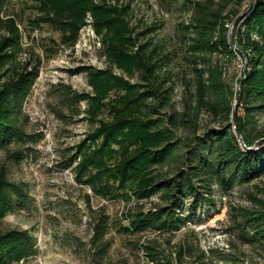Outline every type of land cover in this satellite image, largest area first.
Segmentation results:
<instances>
[{
  "label": "trees",
  "instance_id": "trees-1",
  "mask_svg": "<svg viewBox=\"0 0 264 264\" xmlns=\"http://www.w3.org/2000/svg\"><path fill=\"white\" fill-rule=\"evenodd\" d=\"M29 1L37 12L32 26L59 32V46H74L91 24L107 57L105 68L77 69L87 72L94 94L68 85L60 92L69 110L61 115L85 113L92 126L71 147L67 166L95 195L127 206L116 219L103 214L97 222V264H115L105 262L112 229L175 236L202 223V216L221 212L237 192L245 202L229 205L226 231L264 255V0L250 1L244 10L245 0H186L188 16L179 21V45L172 48L156 40L159 25L134 24L131 2ZM11 7L12 0H0V152L36 140L26 129L25 104L43 64L40 55L24 58V34ZM238 57L247 58L240 76L228 65ZM31 199L0 168V221L28 209ZM230 246L203 250L185 241L169 250L151 238L138 248L150 264H264L248 259L233 241ZM37 254L29 230L0 233V264H20Z\"/></svg>",
  "mask_w": 264,
  "mask_h": 264
},
{
  "label": "rangeland",
  "instance_id": "rangeland-1",
  "mask_svg": "<svg viewBox=\"0 0 264 264\" xmlns=\"http://www.w3.org/2000/svg\"><path fill=\"white\" fill-rule=\"evenodd\" d=\"M120 1L132 3L134 24L141 27L157 24L160 26L157 41L170 48L179 45L178 23L188 16L183 7L186 0ZM250 1L255 0H245L243 10ZM35 5L29 0H12L11 10L17 14L24 34V58L40 55L43 60L40 76L25 104L26 129L36 136V140L16 144L9 151L0 152V168L7 171L10 180L27 188L32 205L3 218L0 233L13 229L29 230L36 237L38 254L20 264H97V249L92 242L97 222L103 214L116 219L126 211L127 206L122 201L95 195L89 186L76 181L72 167L67 166L71 147L83 139L92 126L85 113L75 118L61 115L62 112L69 114V110L62 106L60 92L63 86L68 85L77 92L94 94L87 72H78L77 69L82 66L105 68L107 57L102 51L101 38L88 29L81 31L75 46H59V32L49 25L41 28L32 26L31 19L37 14ZM234 27L235 22L229 24L230 39ZM51 47L57 51L51 53ZM228 65L240 76L245 73L247 58L238 57ZM182 93L183 89L178 88V99ZM237 102L238 97L235 104ZM81 107L83 110L89 108V102L82 101ZM15 151H21L22 155L19 158L13 156ZM238 195L237 192L229 196L227 207L221 212L210 219L202 216V223H193L191 228H184L175 236L165 234L159 238L154 237V233L123 234L118 229H112L108 234L112 246L105 262L150 264L144 251L138 247L151 238H158L169 250H175L185 241L197 244L203 250H227L233 241L248 259L263 262L262 250L240 243L235 232L231 235L226 231L230 224L229 205L241 201ZM187 259L190 260L189 257Z\"/></svg>",
  "mask_w": 264,
  "mask_h": 264
},
{
  "label": "bare ground",
  "instance_id": "bare-ground-1",
  "mask_svg": "<svg viewBox=\"0 0 264 264\" xmlns=\"http://www.w3.org/2000/svg\"><path fill=\"white\" fill-rule=\"evenodd\" d=\"M85 29H88V30H90L93 34H96L91 24H88L87 26L83 27L81 31H83V30H85ZM96 36H97V35H96ZM77 43H78V42H77ZM77 43H76V44H77ZM76 44H75V45H76ZM75 45H74V46H75ZM72 47H73V46H72Z\"/></svg>",
  "mask_w": 264,
  "mask_h": 264
},
{
  "label": "water",
  "instance_id": "water-1",
  "mask_svg": "<svg viewBox=\"0 0 264 264\" xmlns=\"http://www.w3.org/2000/svg\"><path fill=\"white\" fill-rule=\"evenodd\" d=\"M231 40V42H232V39H230ZM240 85H241V83L239 84V88H238V91L240 90ZM236 107H237V103H236ZM236 133H237V135H238V137L242 140V136H241V134H240V132L237 130L236 131Z\"/></svg>",
  "mask_w": 264,
  "mask_h": 264
},
{
  "label": "built area",
  "instance_id": "built-area-1",
  "mask_svg": "<svg viewBox=\"0 0 264 264\" xmlns=\"http://www.w3.org/2000/svg\"><path fill=\"white\" fill-rule=\"evenodd\" d=\"M94 29V28H93Z\"/></svg>",
  "mask_w": 264,
  "mask_h": 264
}]
</instances>
